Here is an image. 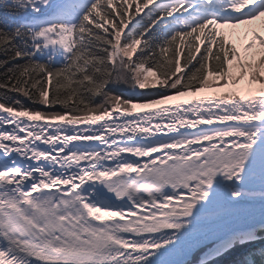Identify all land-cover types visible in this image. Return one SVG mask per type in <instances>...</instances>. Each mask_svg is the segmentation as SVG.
I'll return each mask as SVG.
<instances>
[{"label":"snow or ice","instance_id":"6c2138e0","mask_svg":"<svg viewBox=\"0 0 264 264\" xmlns=\"http://www.w3.org/2000/svg\"><path fill=\"white\" fill-rule=\"evenodd\" d=\"M5 8L0 264H264V0Z\"/></svg>","mask_w":264,"mask_h":264},{"label":"trees","instance_id":"16d2710c","mask_svg":"<svg viewBox=\"0 0 264 264\" xmlns=\"http://www.w3.org/2000/svg\"><path fill=\"white\" fill-rule=\"evenodd\" d=\"M10 2V0H0V28L4 27V19H5V14L7 12L5 5L6 3ZM10 18V16H9ZM25 104H28V102L25 100L24 101ZM259 246V245H256ZM205 249H200L198 252H196L191 258L190 260H192L194 263L196 262V260L198 259L199 255L204 252Z\"/></svg>","mask_w":264,"mask_h":264},{"label":"rangeland","instance_id":"374dc122","mask_svg":"<svg viewBox=\"0 0 264 264\" xmlns=\"http://www.w3.org/2000/svg\"><path fill=\"white\" fill-rule=\"evenodd\" d=\"M201 249H202V248H201ZM199 250H200V249H199ZM199 250H198V251H199ZM198 251H197V252H198ZM195 253H196V252H195ZM195 253H194V254H195ZM194 254H193V255H194ZM193 255H192V256H193ZM192 256H190L189 259H190Z\"/></svg>","mask_w":264,"mask_h":264}]
</instances>
